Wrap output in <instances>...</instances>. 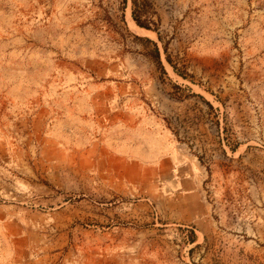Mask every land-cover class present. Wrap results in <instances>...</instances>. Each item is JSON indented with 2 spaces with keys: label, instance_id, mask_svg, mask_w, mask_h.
<instances>
[{
  "label": "rangeland",
  "instance_id": "1",
  "mask_svg": "<svg viewBox=\"0 0 264 264\" xmlns=\"http://www.w3.org/2000/svg\"><path fill=\"white\" fill-rule=\"evenodd\" d=\"M137 4L0 0V264H264V0Z\"/></svg>",
  "mask_w": 264,
  "mask_h": 264
},
{
  "label": "trees",
  "instance_id": "2",
  "mask_svg": "<svg viewBox=\"0 0 264 264\" xmlns=\"http://www.w3.org/2000/svg\"><path fill=\"white\" fill-rule=\"evenodd\" d=\"M131 1H132V6H133L132 18H133L134 22L140 28H145V29L149 30L150 29V26H149L150 22H148L146 19L145 20H141L142 13H141L140 8H139V6L137 4V0H131ZM154 46H155V44H154ZM153 54H154V58H155L156 63L158 65H160L159 52H158V49H157L156 46H155V48L153 50ZM167 61H169V60H167Z\"/></svg>",
  "mask_w": 264,
  "mask_h": 264
}]
</instances>
